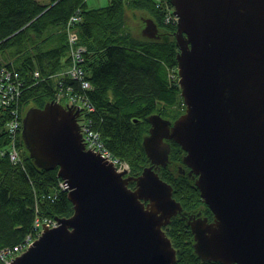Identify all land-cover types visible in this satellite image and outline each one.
<instances>
[{
	"label": "water",
	"instance_id": "1",
	"mask_svg": "<svg viewBox=\"0 0 264 264\" xmlns=\"http://www.w3.org/2000/svg\"><path fill=\"white\" fill-rule=\"evenodd\" d=\"M176 22L185 112L149 116L144 149L167 165L173 139L213 211L191 222L204 260L264 264V0H170ZM144 35L158 36L152 17ZM79 107V105H78ZM58 100L30 106L22 138L36 166L58 168L73 202L70 216L45 228L13 264H174L163 226L182 210L154 165L139 175L86 148L81 108ZM82 124V123H81ZM125 171V172H123ZM135 180L131 188L129 181Z\"/></svg>",
	"mask_w": 264,
	"mask_h": 264
},
{
	"label": "trees",
	"instance_id": "2",
	"mask_svg": "<svg viewBox=\"0 0 264 264\" xmlns=\"http://www.w3.org/2000/svg\"><path fill=\"white\" fill-rule=\"evenodd\" d=\"M162 2L171 4L170 0H161L160 4L158 0H109L108 5L91 8L87 0H0V51L14 48L21 40L27 46L34 42L37 47L22 55L16 65L6 64L23 79L19 103L22 114L31 105L43 106L55 99L61 82L77 89L75 80L60 74L70 62L64 26L80 7L82 19L76 25L77 36L88 48L83 67L93 85L90 97L97 107V127L111 152L130 163V173L139 175L150 164L142 140L151 126L150 114L176 117L185 108L178 81L172 83L168 76L171 68H177L179 46L176 23L164 22ZM139 13L157 22L159 36L146 38L135 32L137 28L131 20L139 18ZM144 24L145 20L139 22ZM53 35L58 43L48 47ZM38 39L47 41L38 47ZM34 69L40 71L41 79L34 77ZM9 117V107H0V148L9 144L5 127ZM19 145L23 147V160L18 164L0 154V247L22 241L34 231L38 216L57 218L74 212L68 190L58 186V168L36 166L22 136ZM170 149L174 163L183 149L175 141ZM172 169L162 167L158 172L163 179L172 181L174 188L184 190L191 202L201 199L194 180L178 179ZM188 227L181 215L173 217L165 227L177 250L174 264H224L199 257Z\"/></svg>",
	"mask_w": 264,
	"mask_h": 264
},
{
	"label": "built area",
	"instance_id": "3",
	"mask_svg": "<svg viewBox=\"0 0 264 264\" xmlns=\"http://www.w3.org/2000/svg\"><path fill=\"white\" fill-rule=\"evenodd\" d=\"M161 1L158 0L160 4ZM164 17L166 22L176 23L178 22V15L174 13L172 5L165 4L164 2ZM81 8H76L75 12L71 14L68 18L67 23L65 24V30L68 38L69 45V67L61 72L60 76L70 77L72 80H75L78 83L77 89L72 85L66 86L61 82V87L56 92L55 98L60 102L64 98H67V102H73L79 108H81V113L79 115L78 121L80 125V130L83 134V140L86 145V148H92L93 151H100V154H103L104 160L108 158V162L113 160V164L117 171L123 170L125 167L126 172L131 171V165L125 159H121L114 155L111 150L106 146L103 141L101 131L97 127L96 111L97 107L93 103L90 97V90L93 88L91 80L87 77L85 68L83 67V61L87 51V47L79 43L77 34H76V25L82 19ZM34 77L37 80L40 78V71L34 69ZM176 69L171 68L169 70V80L172 83L178 81L179 75H177ZM23 79L17 70L12 67L7 66L6 64L0 63V107L7 106L11 107L10 117L5 125L7 132L15 134L10 136L11 141L8 144L6 149H1V154L6 155L10 158L13 164H18L23 160V147L19 145V131L22 130L23 126V114L20 108V99L23 94ZM20 109V110H19ZM82 123V124H81ZM123 171V172H125ZM63 180H60V186L62 189H67L68 186L64 185ZM46 221L48 227H53L58 225L59 222L56 218L53 217H36L34 222V231L27 234V236L20 242L0 248V264H13L11 260H14L16 255L24 252L33 244L35 238H38L45 228Z\"/></svg>",
	"mask_w": 264,
	"mask_h": 264
},
{
	"label": "flooded vegetation",
	"instance_id": "4",
	"mask_svg": "<svg viewBox=\"0 0 264 264\" xmlns=\"http://www.w3.org/2000/svg\"><path fill=\"white\" fill-rule=\"evenodd\" d=\"M183 112H185V109L183 111H181L178 114V116L180 114H182ZM163 116L165 118L170 119L172 122H174V120L177 118V115H176V117L174 115H170V114H168V115L165 114ZM167 141L170 142L171 147H172V143L174 142V140L173 139H167ZM186 153L187 152L183 149V152L181 153V155L179 154V156H177V158H175L174 163H171L170 154H169V158H168L169 160H168L167 165H163V166L160 165L159 166V165L153 164L151 161H150L149 165H154L153 167H155L156 170H159L162 167H167V170H169V168L172 167L173 168L172 170H174L178 179L181 178V180H185V181H188L190 179V180H194V182H195V179L197 178L198 175L196 173L192 172L191 166L188 165V163H186L184 161L183 158H184ZM178 157H180V158H178ZM170 164H171V167H169ZM130 174L131 175H138V174H132V173H130ZM165 181H169V180H165ZM169 183L172 184V181H169ZM129 186L131 188H135L136 187V181L135 180L129 181ZM172 191H173V197L177 201H179L182 205V210H180L173 217H175L177 215H181L182 218L185 220V222L188 223V225H189L188 228L191 232H192L191 222H195V221L212 222V220L215 218V215H214L213 211L211 210L210 206L208 205V203L205 200H203L200 189H199V191H200L201 199H198V201H195V202L194 201L191 202V200H189L190 197L187 196L186 192H184V190H182V189L177 190V188L173 187ZM172 218H171V220H172ZM168 224L163 226L164 230ZM192 234H193V232H192ZM194 241H195V239H194V234H193V241H192L193 246H194ZM233 264H236V262Z\"/></svg>",
	"mask_w": 264,
	"mask_h": 264
},
{
	"label": "crops",
	"instance_id": "5",
	"mask_svg": "<svg viewBox=\"0 0 264 264\" xmlns=\"http://www.w3.org/2000/svg\"><path fill=\"white\" fill-rule=\"evenodd\" d=\"M49 2V1H48ZM47 2V3H48ZM44 3V2H43ZM46 3V2H45ZM149 17V16H148ZM56 37V35H53V36H51L50 38H49V46L48 47H50V46H52V45H55L56 43H58V41L57 40H55L54 38ZM47 41V40H46ZM46 41H44L43 43H42V40H40V39H38L37 40V42H38V47L39 46H41L42 44H45L46 43ZM12 49H14V53H10V54H2V53H0V61L3 63V64H7V63H10V62H12V63H14L15 65L18 63V61H19V59L21 58V56L22 55H25V54H28V53H30V52H33V50H36L37 49V47H36V45H34V42H32V43H30V45L29 46H27L25 43H24V41H22L21 40V43L20 44H18V45H15L14 46V48H12ZM20 50H22L21 52H20ZM17 52L19 53V54H17ZM64 71V70H63ZM23 113V112H22ZM21 113V114H22Z\"/></svg>",
	"mask_w": 264,
	"mask_h": 264
},
{
	"label": "rangeland",
	"instance_id": "6",
	"mask_svg": "<svg viewBox=\"0 0 264 264\" xmlns=\"http://www.w3.org/2000/svg\"><path fill=\"white\" fill-rule=\"evenodd\" d=\"M42 2H48L50 0H41ZM88 1V6L91 7V8H95V7H100V6H104V5H108L109 3V0H87ZM139 18H134L133 20H131V25H135L137 30L135 31L140 37H144L143 35H140L141 32H142V29H143V26L142 25H139V22L141 23L142 21L144 22V20L146 18H148V16L146 14H143V13H139ZM147 37V36H146ZM12 51V48H9V49H6V50H1L0 53L2 54H10ZM62 103L66 104L67 103V98H64ZM32 106V105H31ZM30 107V106H29ZM28 107V108H29ZM27 108V109H28ZM26 109V110H27ZM7 131V129H6ZM8 146V145H7ZM7 147L5 148H0V152H1V149H6ZM1 154V153H0ZM21 253H19L18 255H20ZM16 258V257H15Z\"/></svg>",
	"mask_w": 264,
	"mask_h": 264
},
{
	"label": "bare ground",
	"instance_id": "7",
	"mask_svg": "<svg viewBox=\"0 0 264 264\" xmlns=\"http://www.w3.org/2000/svg\"><path fill=\"white\" fill-rule=\"evenodd\" d=\"M159 1H161V0H159ZM164 22L165 23H167V24H170V23H172V22H166L165 21V17H164ZM157 23V22H156ZM158 25V24H157ZM146 27V22H145V24H144V26H143V29ZM76 28V27H75ZM143 29H142V32H141V34L140 35H143L144 37H146L147 35H144V33H143ZM158 29H159V26H158ZM64 30H65V26H64ZM65 32H66V30H65ZM76 34H77V28H76ZM66 35H67V33H66ZM158 36H159V31H158ZM68 37V36H67ZM155 37H157V36H155ZM155 37H149V36H147L146 38H155ZM77 38H78V36H77ZM66 39H68V38H66ZM78 41H79V38H78ZM80 43V42H79ZM81 44H83V43H81ZM83 45H85V44H83ZM86 46V45H85ZM87 47V46H86ZM87 50H88V48H87ZM87 52V51H86ZM174 69H176V71H177V73L179 74V72H178V65H177V68H174ZM177 74V75H178ZM89 94H90V96H91V93L89 92ZM56 99V98H55ZM21 100V99H20ZM95 104V103H94ZM185 104V103H184ZM184 109H186V106H185V108ZM11 110V107H9V111ZM20 110V109H19ZM22 110V109H21ZM156 113H159V112H156ZM7 133V135L9 136V138H10V136H14L15 134H13V133H11V132H6ZM22 134V130L21 131H19V139H20V137L22 136L21 135ZM10 141H11V138L9 139V143H10ZM60 184V183H59ZM6 246H10V244H6V245H3V246H1L0 248H2V247H6Z\"/></svg>",
	"mask_w": 264,
	"mask_h": 264
}]
</instances>
